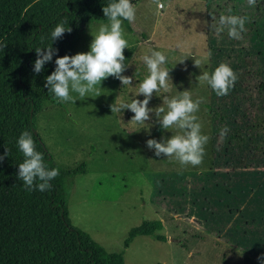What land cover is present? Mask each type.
I'll return each mask as SVG.
<instances>
[{
	"label": "rangeland",
	"instance_id": "rangeland-1",
	"mask_svg": "<svg viewBox=\"0 0 264 264\" xmlns=\"http://www.w3.org/2000/svg\"><path fill=\"white\" fill-rule=\"evenodd\" d=\"M159 3L163 7L156 0H141L135 6L132 31L123 22L129 48L124 49L128 67L122 74L133 77L131 85L108 77L101 83L100 96L74 104L45 102L36 116L37 132L56 164L71 168L86 162L85 173L73 178L69 190V219L107 251H123L125 264H262L258 257L264 253V152L256 150L247 124L264 119V44H210L206 0ZM100 23L107 19L87 22L71 55L89 51L91 33ZM149 48L167 55L165 67L174 85L169 93H154L149 107L186 89L193 98H203L196 115L210 140L197 167L181 168L174 159L157 157L148 148V139L173 134L160 128L154 112L144 125L130 122L134 113L128 109L111 113L116 99L134 98L147 75L141 57ZM195 60L201 61V68ZM221 62L238 75L224 97L196 79ZM135 98L142 100L143 95ZM205 103L226 114L224 125L231 131L223 139ZM235 131L246 136L239 149L230 139ZM153 219L162 221L158 232L166 240L137 236L124 248L128 231Z\"/></svg>",
	"mask_w": 264,
	"mask_h": 264
},
{
	"label": "trees",
	"instance_id": "trees-1",
	"mask_svg": "<svg viewBox=\"0 0 264 264\" xmlns=\"http://www.w3.org/2000/svg\"><path fill=\"white\" fill-rule=\"evenodd\" d=\"M141 0H131L136 6ZM111 0H0V264H125L123 251L109 252L69 219L67 198L73 178L84 174L86 162L64 168L56 164L36 129V116L45 102L61 104L48 92L45 77L55 69L57 56L71 55L92 19H107L102 8ZM208 40L210 44H264V0L249 7L247 0H206ZM247 15L250 22L239 40L231 39L227 29L217 33L213 25L221 14ZM72 28L56 40L51 32L61 21ZM132 31L130 24L124 21ZM146 38L145 33H139ZM52 43L57 49L51 61L39 74L33 71L37 58L35 48ZM46 50V49H45ZM217 133L226 123V114L216 105L205 103ZM32 132L36 150L43 153L44 163L58 167L59 176L50 181L51 190L27 191L17 179L18 164L23 154L18 147L20 134ZM257 151L264 152V119L247 124ZM262 136V139L256 140ZM239 149L246 136L240 131L230 135ZM160 219L144 220L132 227L124 240L127 248L137 236H150L158 241L166 237L158 232Z\"/></svg>",
	"mask_w": 264,
	"mask_h": 264
},
{
	"label": "clouds",
	"instance_id": "clouds-1",
	"mask_svg": "<svg viewBox=\"0 0 264 264\" xmlns=\"http://www.w3.org/2000/svg\"><path fill=\"white\" fill-rule=\"evenodd\" d=\"M156 3L159 7H163L159 0H156ZM247 4L249 7H255L257 0H247ZM102 11L103 16L107 18V23H100L97 31L91 33L93 39L89 51L57 56L55 69L45 77L44 86L55 99L62 103L74 104L77 99L85 100L88 97L100 96L101 83L108 77L120 80L123 86L132 84L133 77L122 74L128 67L124 49L129 48L123 22L135 21L136 7L131 0H111L102 8ZM228 11L229 14L219 16L218 23L213 27L217 33L223 32L226 28L231 39L239 40L242 38V33L246 31L245 24L250 22L249 17L231 14V9ZM65 31L69 33L72 31L67 20L61 21L54 27L51 40L60 38ZM56 51L52 43L44 48H35L37 58L34 61L33 71L37 74L42 72L45 64L52 60L53 53ZM209 55H211L210 52ZM141 59L147 67V75L140 82L131 102L116 99L110 105L111 113L118 115L124 109H128L134 113L130 122L135 125H144L151 119L150 113L154 112L160 128L171 130L173 133L170 138L162 137L161 140L153 138L146 141L148 148L154 149L155 156L159 157L163 154L172 158L181 168L188 165L193 167L201 165L206 155V145L210 140V137L202 132L203 125L196 115L203 98H193L192 92L186 89L178 91V94L171 97H163V103L160 106L149 107L154 93L156 95L161 92L169 93L174 85L170 68L165 67L168 57L164 52L149 48L147 54H144ZM195 66L201 68V61L195 60ZM196 79L201 85L206 83L210 86L218 97H224L234 88L238 75L228 63L221 62L211 73L203 71ZM140 95H143L142 100L135 98ZM230 131L231 129L224 125L220 130L221 139ZM17 143L24 157L23 162L18 164L17 179L23 182L27 191L51 190L50 181L59 176V168L50 169L44 163L43 153L36 150L32 132L23 131ZM7 156H9V149L5 147L4 153L0 154V163ZM258 259L264 264V253Z\"/></svg>",
	"mask_w": 264,
	"mask_h": 264
}]
</instances>
